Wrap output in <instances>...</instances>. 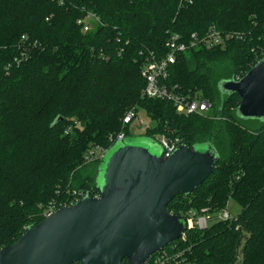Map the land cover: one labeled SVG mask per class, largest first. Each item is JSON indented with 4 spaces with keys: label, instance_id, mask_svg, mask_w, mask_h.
<instances>
[{
    "label": "trees",
    "instance_id": "1",
    "mask_svg": "<svg viewBox=\"0 0 264 264\" xmlns=\"http://www.w3.org/2000/svg\"><path fill=\"white\" fill-rule=\"evenodd\" d=\"M88 13L97 20L85 29ZM210 29L240 36L179 52L161 79L207 100L203 115L142 95L141 67L165 53L170 34L187 42ZM263 56L264 0H0V248L42 220L50 201L98 195L92 148L129 136L143 110L152 123L144 136L210 143L218 155L212 173L166 210L216 216L230 199L240 207L186 232L193 264H234L238 226L251 233L242 264H264V119L238 116L239 96L219 88Z\"/></svg>",
    "mask_w": 264,
    "mask_h": 264
},
{
    "label": "water",
    "instance_id": "2",
    "mask_svg": "<svg viewBox=\"0 0 264 264\" xmlns=\"http://www.w3.org/2000/svg\"><path fill=\"white\" fill-rule=\"evenodd\" d=\"M219 88L239 96L238 116L263 120L264 56L239 79L220 81ZM148 138L143 144L115 141L99 163L98 195L86 192L26 226L0 248V264H143L179 238L187 219L166 206L177 194L192 193L212 173L218 155L210 143H180L165 155ZM237 229L234 264H242L251 233Z\"/></svg>",
    "mask_w": 264,
    "mask_h": 264
},
{
    "label": "built area",
    "instance_id": "3",
    "mask_svg": "<svg viewBox=\"0 0 264 264\" xmlns=\"http://www.w3.org/2000/svg\"><path fill=\"white\" fill-rule=\"evenodd\" d=\"M190 1V0H188ZM88 19L97 20V17L92 13H88L81 22L84 24L83 28H87ZM234 35L240 36L236 32H221L219 30L210 29L204 36H198L196 33H192L190 38L185 41H180L176 34H170L165 40L166 51L159 58H155L151 53L149 60L141 67L140 74L145 80V85L142 89V95L150 98H161L173 101L176 106V110L179 113L190 114L197 113L203 115L209 108L210 104L207 100L196 97L189 99L188 96L180 93H175L167 88L165 84L161 82L168 75V66L175 61L176 54L183 52L189 48L204 46L210 48L213 46L221 45L225 42V39ZM239 79V78H238ZM132 117V113L128 112L123 118V122H129ZM123 133L120 132L116 136V140L122 139ZM159 143L163 147L164 154H170L177 145L180 144L179 138H167L164 135L157 137ZM94 150L90 155H95ZM105 149H101L99 155L102 157ZM83 193H79L63 201V203L56 205L55 201H50L43 211V216L46 217L56 209L65 205H73L77 200L83 197ZM97 196V195H94ZM187 219V229L181 233L180 237L176 240L163 246L161 249L150 255L143 264H193V260L189 257V246H185L186 232L190 229H205L208 227L209 222L215 220H227L232 219L233 215L229 212L228 207L220 209L216 216L211 215L208 208H202L198 213H188L184 215ZM179 242H176V241ZM181 242V244H180Z\"/></svg>",
    "mask_w": 264,
    "mask_h": 264
},
{
    "label": "rangeland",
    "instance_id": "4",
    "mask_svg": "<svg viewBox=\"0 0 264 264\" xmlns=\"http://www.w3.org/2000/svg\"><path fill=\"white\" fill-rule=\"evenodd\" d=\"M151 124L152 123L149 120V118L146 116L145 112L143 110H138L136 119L133 120V122L130 123V125H129V130L131 131V134L126 137V141L127 142H134L137 144H143L142 141L147 140L146 139L147 137L144 136V134H145L146 130L148 129V127L151 126ZM158 136H161V135H157L156 137H158ZM148 140H150V138H148ZM157 141H158V139H154V142L156 143L157 148L162 149L161 144H159L158 143L159 141L158 142ZM92 149H94V150L98 149L95 152V155L93 156V157H97V155H99L102 147L99 148V145H96ZM226 206L228 207L229 212L233 215H235L239 212V209H240L239 205L236 202H234V200H232V199H230L228 201V204ZM193 212H195V211H189V213H193Z\"/></svg>",
    "mask_w": 264,
    "mask_h": 264
}]
</instances>
